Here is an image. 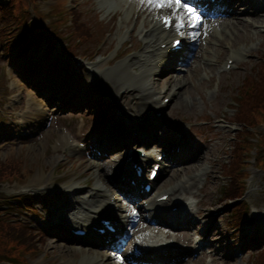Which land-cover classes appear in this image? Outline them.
Returning <instances> with one entry per match:
<instances>
[{
	"label": "rangeland",
	"instance_id": "1",
	"mask_svg": "<svg viewBox=\"0 0 264 264\" xmlns=\"http://www.w3.org/2000/svg\"><path fill=\"white\" fill-rule=\"evenodd\" d=\"M70 2L72 1L67 0L66 5L67 7L73 8L74 2H72V5H69ZM75 3V6L78 7V10L80 12V20L83 21L86 28H89L92 33L90 34L89 39L86 40L83 47H90V44L92 42L94 43L93 48H96L101 54L98 56H102V54H104L106 50L110 49L117 42L116 31H114L110 35L106 32V30L111 27V21H109L108 16L104 14V12H97L90 0H77ZM42 7H46V3L42 2ZM224 25L229 27L232 26V23ZM256 33L257 32L251 27L241 26L238 29L236 28V30H234L233 32H230L228 35L231 39L236 36L235 40L238 41L244 38L245 35L251 36L255 35ZM253 45H256V42L250 43L248 47L252 46V49L254 47ZM256 61V52H252V56L247 61L241 63V67L243 69H241L240 72H237L231 78H228L227 75H223L221 77V86L219 92L217 94L209 92L210 95H215L209 101H206L204 99V91L206 86L209 85L210 82L200 77L198 69L192 70L191 73L182 80V89L179 92L177 101L172 105L170 113L172 111H175L174 107L180 110L182 107L183 109L186 108V105L191 107V109H193V107H195L196 105H200L204 108L202 111L203 115L207 116L208 113L212 111V109L226 103V97L232 96L234 93L233 89H236L237 87L238 78H242L247 69L249 70V68H251ZM5 67L6 59L0 57V68ZM208 70L214 72V67H210ZM4 73L5 71L2 70V74ZM13 80L17 81L15 78ZM21 88L23 89L22 96H26V91L29 93L33 92L32 89H30L29 86L25 83ZM57 116V114L47 115L48 120L50 119V126L46 129L47 133L39 144L30 145V147L25 149H20L18 147L12 149L11 147L7 152H2L0 150V158L3 159L1 160L0 164L4 166V173L0 174V200L21 190L30 192L24 186H26L29 182H37L38 180H40L41 177L38 178V176L50 175V178H52L53 180V184H59L58 181L63 177L64 170L58 168L57 166L49 165L47 153L45 151V148L47 151L49 150L48 138L50 137L51 131L55 130L59 124H64V122L61 121ZM203 136H205V138ZM214 136L216 137V139H214ZM206 137H212L209 139V143L205 142ZM219 139H221V137H219V135H216L214 131L210 129H204L200 132H197L199 158L196 161L188 164L192 167V169L184 168L183 172H192L196 169V167L201 166L199 162L202 160H207L210 158L213 162H216V158L214 156H209L207 150L209 149L210 151H214L216 149L215 145L219 146V152H224L229 148L228 144H222L223 140L219 142ZM19 158L26 159L24 160V164L20 162ZM16 167H18V169H16ZM217 167L218 165L215 164L214 168L216 169ZM1 168L2 167H0V169ZM89 171L90 169H87V172ZM85 178L86 175L83 173L82 166L79 168L74 167L73 169L68 171L67 175L65 176L64 183H71L75 179H78L76 184L79 185V182L83 181ZM31 206L36 209L35 212H37V216L41 215L43 211H46L47 208H49L46 205L35 203H32ZM20 214L21 218L26 219L23 216V211H21ZM13 216L15 215L13 214ZM10 217L11 216L4 215L5 219H8ZM36 220L40 221V218L37 217ZM45 253L46 256L44 255ZM84 253L86 252H72L68 249V247L63 246L61 242L57 243L56 241L48 240L46 244L41 246V249L37 251L36 255L33 254L32 256H30V260L27 264H65L66 262L72 263L71 260H74V262L77 264L78 260ZM103 260L104 259L102 257L103 264H108L105 262V260Z\"/></svg>",
	"mask_w": 264,
	"mask_h": 264
},
{
	"label": "bare ground",
	"instance_id": "2",
	"mask_svg": "<svg viewBox=\"0 0 264 264\" xmlns=\"http://www.w3.org/2000/svg\"><path fill=\"white\" fill-rule=\"evenodd\" d=\"M102 3H101V5H107V9H110V8H112V9H115V8H118V4L116 3V2H103V1H101ZM230 2H234V0H228V3H230ZM238 3H241V4H243V5H246V2H245V0H236V2L234 3V5L232 6V8L233 9H235V5L236 4H238ZM238 10L240 9L239 7L237 8ZM238 10H236V11H234L233 13H232V16L234 17V18H236V23H239V19H238ZM244 12H249V9L248 10H246V11H244ZM125 18V20L127 19L126 17H124ZM120 25V24H119ZM126 33H127V31H125V32H123L122 34H121V37H124V36H126ZM142 33V32H141ZM144 35H146V34H144ZM149 47V45L147 44L146 46H145V48H148ZM65 140H66V137H65ZM42 177V176H41ZM39 178V177H38ZM43 180L42 179H40V180H38L37 182H32V183H30L29 184V186L30 187H36V186H40V185H42L44 182H42ZM95 186L96 187H99V189H97V190H95V191H93V194H94V196H91L88 200H85L84 202H81L80 201V203L78 202L79 200H78V196H76L75 198H73L74 199V201L72 202V206H76V205H78L77 206V208H78V210H80L81 211V213H82V218H77L76 219V223L79 221V220H82L83 222H90V220L92 219V216H93V214H91V210H96V209H98V208H100V207H102L103 205H104V200H102V199H98V196H99V194L100 193H103L104 195L105 194H109V192H107L105 189H103V184L100 182V181H97L96 182V184H95ZM69 187V186H68ZM106 192V193H105ZM84 193H85V191H83V196H84ZM97 198H96V197ZM69 199L71 198L70 197V195L69 196H67ZM108 198V197H107ZM75 200H76V202H75ZM78 200V201H77ZM87 201H89V202H87ZM85 204H91L90 206H88V207H84V205ZM65 211H68V210H65ZM73 262V261H72ZM66 264H68L67 262H66ZM72 264H74V263H72ZM78 264H101V261L97 258V256H95V255H90V256H88V255H86V256H83L80 260H79V263Z\"/></svg>",
	"mask_w": 264,
	"mask_h": 264
},
{
	"label": "snow or ice",
	"instance_id": "3",
	"mask_svg": "<svg viewBox=\"0 0 264 264\" xmlns=\"http://www.w3.org/2000/svg\"><path fill=\"white\" fill-rule=\"evenodd\" d=\"M141 4H147L151 7L156 8H163V7H173L175 6L177 9H184L186 10L189 21L192 24V26H197L200 23V17L198 13H196L195 9L184 4L183 0H140ZM175 15V12L173 13ZM164 22L167 24L171 21L172 17H165L163 18ZM177 20L179 21L178 26H182L183 24V17H177Z\"/></svg>",
	"mask_w": 264,
	"mask_h": 264
}]
</instances>
